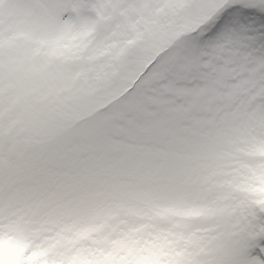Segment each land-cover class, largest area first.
Segmentation results:
<instances>
[{
    "label": "snow or ice",
    "instance_id": "obj_1",
    "mask_svg": "<svg viewBox=\"0 0 264 264\" xmlns=\"http://www.w3.org/2000/svg\"><path fill=\"white\" fill-rule=\"evenodd\" d=\"M0 264H264V0H0Z\"/></svg>",
    "mask_w": 264,
    "mask_h": 264
}]
</instances>
